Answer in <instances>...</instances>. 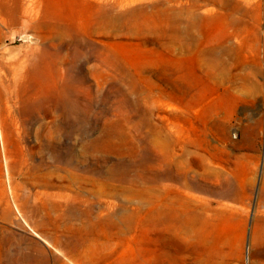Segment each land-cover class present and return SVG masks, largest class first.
Segmentation results:
<instances>
[{"label": "rangeland", "instance_id": "rangeland-1", "mask_svg": "<svg viewBox=\"0 0 264 264\" xmlns=\"http://www.w3.org/2000/svg\"><path fill=\"white\" fill-rule=\"evenodd\" d=\"M192 1L0 0L2 80L31 60L21 71L31 88L54 87L68 103L56 147L68 173L16 174V196L1 160L2 264L159 261L148 189L168 181L205 198L247 256L264 191V0H198L186 46L166 7ZM214 46H224V71L208 60ZM38 117L28 115L32 145ZM77 236L89 239L66 250Z\"/></svg>", "mask_w": 264, "mask_h": 264}, {"label": "bare ground", "instance_id": "bare-ground-1", "mask_svg": "<svg viewBox=\"0 0 264 264\" xmlns=\"http://www.w3.org/2000/svg\"><path fill=\"white\" fill-rule=\"evenodd\" d=\"M199 5L198 0H194L189 5L192 6L191 10L181 8L176 13H169V7H166L168 20L174 25L173 32L183 45L188 46L196 39L193 17ZM185 15L189 19L185 20ZM208 54L212 67L224 71V46H214L208 50ZM31 64V60L23 59L9 66L13 73L12 82H5L0 76V163L3 159L7 181L13 186L16 196H19L20 188V184L15 181L16 174L23 175L25 179L36 174L53 178V172L59 166L56 164L57 133L60 128L57 117L61 115L62 120H65L68 113L65 96H60L54 87L39 85L31 88L27 76L21 73ZM48 107L53 110L42 111ZM34 111L39 115V126L35 129L37 145L29 144L33 130L28 115ZM48 117L51 119L46 120ZM59 167L68 173V159ZM148 190L151 198L158 196L151 202L149 231L152 236L161 231L158 237L161 243L159 261L154 259L150 264H246V257L248 264H264V191L259 197L246 256L243 239L238 241L236 248H231L222 229L224 219L218 220L220 213H215L205 198L187 192L181 185L170 181L160 190L153 187ZM45 196L48 199L45 204L54 205L51 201L54 195L45 193ZM156 202L160 204L159 208H156ZM221 204L224 206V203ZM246 209H243V213ZM48 216L51 218L50 211ZM88 239L86 236H77L69 242L67 239L64 246L66 250L68 245L77 248ZM43 255L47 261L44 250ZM6 261L4 264H17L12 259Z\"/></svg>", "mask_w": 264, "mask_h": 264}]
</instances>
